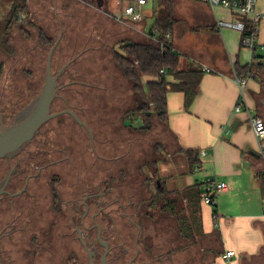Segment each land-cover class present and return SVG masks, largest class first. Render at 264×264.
Segmentation results:
<instances>
[{
  "label": "flooded vegetation",
  "instance_id": "flooded-vegetation-1",
  "mask_svg": "<svg viewBox=\"0 0 264 264\" xmlns=\"http://www.w3.org/2000/svg\"><path fill=\"white\" fill-rule=\"evenodd\" d=\"M80 55L62 69L66 71ZM116 77L119 81L103 92L96 84L82 83L93 90L66 96L60 85L51 105L56 117L43 128L57 119L64 138L48 139L54 129L42 128L27 145L0 160L1 264H209L197 248L191 223L184 222L185 234L180 220L162 225L160 219L144 218L140 203L146 201L135 203L131 191H125L127 173L122 162L117 163L123 167L119 179L112 171V161L118 159L100 155L95 130L98 134L107 129L133 130L142 121L138 113L131 122L132 113L142 104L139 94L132 92L124 77L118 73ZM75 83L79 82L72 78L68 84ZM3 95L1 91L0 132L2 125L12 126L31 110L6 126ZM91 95L89 107L71 104L73 98ZM86 117H93L94 126ZM118 117L120 125H116ZM83 131L88 141L80 138L86 135ZM101 162L107 167L102 169ZM156 183L161 192H171L158 177ZM171 194L152 197L151 202L164 201L159 211L170 213L166 207L177 205ZM168 199L171 204H166Z\"/></svg>",
  "mask_w": 264,
  "mask_h": 264
},
{
  "label": "crops",
  "instance_id": "crops-1",
  "mask_svg": "<svg viewBox=\"0 0 264 264\" xmlns=\"http://www.w3.org/2000/svg\"><path fill=\"white\" fill-rule=\"evenodd\" d=\"M52 2V9L57 11L62 4L67 6L66 18L75 23L71 39L80 46L95 40L122 54V46L131 42H155L149 35L148 23L132 22L123 13L112 16L76 0H62L60 6L57 0ZM30 4L29 0L24 18L46 29L43 21L39 23L43 17L48 19L42 15L45 12ZM148 4L147 0L143 11ZM159 10L158 5L148 18L155 19ZM258 10L264 15V0H258ZM174 16L177 21L171 33L173 47L181 55V69H200L204 75L189 110L183 92L168 93V124L159 128L162 153L155 175L187 205L192 191L202 194L207 178L227 183L229 190L219 196L216 207L202 204L200 198L202 235L196 236L199 251L210 264H264V157L250 122L251 117L264 120V73L259 79H248L242 95L236 67L251 65V52L242 47L240 33L217 28L218 18L236 19L229 11L219 8L215 13L205 0H175ZM247 26L250 31L251 24ZM123 41L128 42L122 44ZM257 43L264 45V18ZM167 80L170 85L178 83L171 76ZM241 97L244 108L236 112ZM191 151L199 153L194 170L187 156ZM198 167L202 168L200 172H196ZM203 205L209 206L208 210H203ZM216 212L218 230L214 223ZM228 252H235L230 260L224 258Z\"/></svg>",
  "mask_w": 264,
  "mask_h": 264
},
{
  "label": "rangeland",
  "instance_id": "rangeland-1",
  "mask_svg": "<svg viewBox=\"0 0 264 264\" xmlns=\"http://www.w3.org/2000/svg\"><path fill=\"white\" fill-rule=\"evenodd\" d=\"M134 1L119 2L117 0H108L106 6H104L102 11H104L105 13H109L112 16L115 15L118 17L121 16L124 9L129 4H132ZM193 1H198V0H193ZM30 2L32 8L39 9L45 12L42 15L47 16L48 19H46V17H43L39 20V23L40 21H43L42 22L44 23L43 26H46L47 32L55 35L58 33L59 36L57 41L62 37L60 41L61 43L64 39H66V37L69 38L71 37L72 20L66 18L67 16H65L64 14H62V16H60V19L57 20L62 25V28H60V32H59V24L56 21V17L59 18V16L56 15L58 11L56 9H52L54 7V4H51L54 1L52 2V0H30ZM59 2L61 3L62 0H57V3ZM148 2H149L148 6L145 7L143 11L146 17L142 22L148 23L149 26L148 29H151L154 19H152L151 17L148 18V15H151L153 13V10L158 8L159 0H148ZM12 3H13L12 0H0V41H8L10 51L12 52L14 51L13 56H9L10 51L8 52V50L5 49L0 50V92L1 91L4 92L2 109L5 117L6 126L10 125V118H14L17 115H20L22 112H24L27 104H33L35 102L36 100L35 97L39 94L42 79L44 76V70H45V67L39 68L42 71V73L37 78L40 79L41 82H38L37 85H34L32 82H34L33 80L35 78V70L38 69L35 63L38 61H36L33 55L34 53L32 52H35L37 46H39V43H38L37 26L35 24L34 26H32L29 18L17 25H14L13 26L14 29H12L8 35H5L4 25L8 20L7 16ZM65 7L67 8V6H64V9ZM79 8L81 9V5L79 6ZM12 52H10V54ZM31 54L33 55V57ZM93 62L94 61H92L91 63ZM94 64L95 66L92 67L94 69V72L90 70L91 76H89V78L87 79L91 83L96 84L100 89H102V92L105 89H107L106 87H109L110 89L113 86L112 83L113 81H119L118 77H116L118 73L116 72L117 69H115V66L113 64L107 62L105 64V62L103 61L99 63V60H95ZM31 69H33L34 72H32ZM86 69L87 67L83 68L84 71ZM80 73L82 74V72ZM98 78L100 79V82L98 81ZM64 79L65 77L63 78V80ZM58 85H64V83L58 81ZM130 89L132 90L131 85H130ZM76 92H87V91L86 89H83L82 91L78 90ZM92 97L93 95L88 97L84 101V105H83V100L81 102L80 99H74V98L71 100V104L79 107L80 105H82V107L83 106L89 107L91 106ZM133 108H135V105L133 106ZM133 116L136 118L135 114ZM85 119L91 124V126H94L95 123L92 122L94 121L93 117L91 118L86 117ZM141 120H142L141 122L136 124V126L140 127L138 129H133V130L118 129L113 132L110 129H107L104 131H99L100 134H98V130H95L96 138L101 141L99 147L100 155L106 156L108 159L109 158L118 159L112 161V165H113L112 171L115 172V176H117L119 179L121 175L118 172L120 168L123 167H120L117 163L122 162V165L125 167L126 170L125 173H127V181L124 183V186H126L125 191L127 193L131 191L133 195L132 200L135 203H140L141 199H145L146 201L145 204L143 202L140 203V207L141 208L144 207L142 211L144 218L152 217L155 220L160 219L162 220V225H165L168 222L170 224L171 223L175 224L180 217L182 221L186 220V223L187 222L188 224L191 223V226L195 231L196 235L198 233H201V225H200L201 220L199 214H195L193 212L189 214L188 205L184 203L181 196L178 195L177 193L171 191L172 194L169 195L170 197H174L177 199V211H178L177 215L166 212L161 213L159 209L161 208L163 201L159 200L157 204H153L151 202L152 197H155L156 199L157 197L158 198L160 197V189L158 188L156 183L157 177L154 176L155 178L152 179L153 173L155 172V167L152 166V162L155 157L159 156L158 152L156 153L154 149L157 144L156 141L159 140V138L157 133L154 134L152 130L154 123L158 122L157 121L158 119L154 117V119H151L149 121H145L144 118H142ZM151 121H153L152 124ZM57 122L58 120L49 123V125L46 126L45 128H43L45 126L44 125L42 127L43 129L41 128L42 131H46L49 128L54 129V131L52 132V136L50 135V130H49V134L47 135L48 139L53 138V140L54 139L61 140L64 138V135L61 134L59 129L60 125L57 124ZM150 124L151 127H149ZM116 125H120L119 117L116 120ZM151 133H153L154 135L153 134L151 135ZM148 137L150 138V143L144 142L145 138ZM80 138L85 141H88L90 137L86 132V135L80 136ZM147 144L148 147H146ZM101 167L103 169L104 167H107V164L101 162ZM116 185L120 186V182H118ZM116 194L120 196L118 190H116ZM196 194H197V190H194L190 193V197L192 196L194 197ZM164 197L167 198L168 196L166 195ZM202 204L205 205V203L203 202ZM204 205L202 206L203 210L204 208L208 210L209 206L205 207ZM198 206L201 209V202L199 203ZM182 210H185V212H182ZM130 212L132 213L133 210H130ZM187 213L189 218L186 217ZM204 213L207 215L206 211H204ZM136 214L138 215L139 213ZM171 214L173 217H170ZM198 237L199 236H197V238Z\"/></svg>",
  "mask_w": 264,
  "mask_h": 264
},
{
  "label": "trees",
  "instance_id": "trees-1",
  "mask_svg": "<svg viewBox=\"0 0 264 264\" xmlns=\"http://www.w3.org/2000/svg\"><path fill=\"white\" fill-rule=\"evenodd\" d=\"M28 1L29 0H12L13 3L11 5V8L7 16L8 20L4 25L5 35H8L9 32L12 29H14L13 27L14 25H17L24 21L25 10L27 8ZM76 1L77 2L81 1L84 2L89 7L97 8L96 0H76ZM107 1L108 0H106L105 6L107 4ZM117 1L131 2L134 0H117ZM174 1L175 0H159V6L161 7V10L155 12L153 27L149 32V35L153 39L155 38V42L145 43V44L131 42L130 44H126L122 46L121 49L123 53L121 54V53H116L110 46L103 45L101 42H97L95 40L90 41L91 43L85 45L84 47V46H80V44L78 45L77 40L73 41L71 37L70 38L66 37V39H64L58 45L52 59V73L55 75L64 65L74 60L78 55L81 54L80 57L76 61H74L66 71H64V73L61 75L59 79V82L64 83L63 85L64 88L62 90V93L63 95L66 96H70L78 90L82 91L83 89H86L87 92L93 90L91 87L83 85L82 83L87 85H94L87 78L91 76L90 70L94 72V69L92 67L95 66L96 64V63L94 64L95 60H99V63L103 61L105 62V64L106 62L113 64L115 66V69H117L116 72H118V75L124 77V80L127 81L129 85L132 86L133 93L139 94L142 100L141 106L132 113L131 122L133 123L137 119V117L135 118L133 115L134 114L137 115L138 113L142 118L145 119V121L154 119V117L158 119L157 120L158 122L154 123L152 132H154V134L157 133L159 138V140L156 141L157 144L154 148L156 153L158 152L159 156L162 153L161 144H160L161 136H160L159 128L163 125L168 124V116H169L168 104H167L168 93L170 91L183 92L186 95V103H185L186 110H189L199 92L200 83L204 75V72L200 69H191V70L183 71L181 69V63H180L181 55L173 51L171 47L170 48L167 47L164 50L161 48V43L167 44V42H165L166 35L169 32H172L173 26L177 21L174 16ZM58 4L60 6L62 2L61 3L59 2ZM64 6L65 5L62 4V6L58 8V13L56 15H58L59 18L56 17V21L60 19V16H62V14L66 16V12H65L66 7L64 9ZM102 10L103 9L97 11L104 12ZM103 16L102 17L105 20L109 19L108 16L106 15ZM26 19L27 18H25V20ZM243 21H245V19ZM57 22L58 24H60L59 21ZM246 23L249 24L248 22ZM31 24L32 26H34L35 23H31ZM74 24L75 23L72 22V27ZM36 26L38 30L39 46H37L35 52H32L34 53L33 55L36 61H38L35 63L38 69L35 70V78L33 80L34 83L32 82L34 85H37L38 82H41L40 79L37 78L42 73V71L39 69L40 67H45L44 70L45 78L43 82H46L48 55L50 49L55 44L59 36L58 33L56 35L51 34L47 32L45 28L44 29L40 28L41 26H39V24H36ZM247 31H249L248 26H247ZM59 32H60V25H59ZM126 42L128 41H123L121 43L123 44ZM4 49L8 50V52L10 51L8 41H0V50H4ZM10 52H9V56H13L14 51L11 54ZM92 61L94 62L91 63ZM85 67H87V69L84 71L83 68ZM161 70H165L166 74L162 75ZM31 71L34 72L33 69H31ZM80 72H82V74ZM236 73H237V77L239 78L259 79V77L264 73V65L252 64L244 68L237 66ZM169 76L174 77L178 83L175 85H170L167 80ZM64 77L65 79L63 80ZM72 78L77 79L79 83L68 84ZM85 86L88 88H86ZM86 99L87 98L80 99L81 102L83 100V105ZM152 122L153 121H151V124ZM151 124L149 127H151ZM152 134L153 133H151V135ZM144 142L150 143V138L149 137L145 138ZM146 147H148V144ZM159 156L155 157L152 162V166L155 167V172L153 174H155L157 171L156 167L158 164ZM187 156L194 170V168L199 163L198 160L199 153L191 151V152H187ZM170 193L171 192H165V190L162 192L160 191L159 198ZM201 197L202 194H200L197 191V194L194 197L192 196L188 198V202H189L188 213L191 214L193 212L195 214H199L201 220V224H200L201 233H198L196 236L202 235V215H201V209L198 206L199 203L201 202L200 199ZM168 203L171 204L170 199L166 201V204ZM166 210L174 215L178 214L177 205H174L173 207H166ZM182 212H185V210H182ZM188 213L186 214V217H188ZM216 214L217 212L214 213V215ZM179 220L181 221L182 230H184L183 233L188 234V230L186 229V227L183 226L186 220L182 221L180 217ZM201 254L203 255V253Z\"/></svg>",
  "mask_w": 264,
  "mask_h": 264
},
{
  "label": "built area",
  "instance_id": "built-area-1",
  "mask_svg": "<svg viewBox=\"0 0 264 264\" xmlns=\"http://www.w3.org/2000/svg\"><path fill=\"white\" fill-rule=\"evenodd\" d=\"M210 7L216 13V10L221 8L229 11L236 19L234 20H217V28L219 30H232L242 35V47L248 49L251 52V65H264V45L258 44V34L260 30V23L264 18V15L258 10V0H205ZM147 5V0H135L132 4H129L123 11V16L132 22H141L144 20L145 14L143 7ZM217 16V14H216ZM245 19V21H243ZM251 24L252 28L247 31V23ZM155 40V38H154ZM166 43H161V48L164 50L167 47H171L173 51L176 50L173 47V36L169 32L166 35ZM161 74L165 75L166 71L161 70ZM248 79L237 77V83L241 88L242 95L247 86ZM243 98H240L236 105V112H241L244 108ZM251 126L259 141L260 155L264 157V120L260 117L250 118ZM205 156V153L201 154ZM202 168L198 167L196 172H200ZM229 190L227 183L218 180L217 178H207L202 185V198L206 205L216 207L217 199L220 195L226 193ZM215 227L219 229L218 215H214ZM235 256V252H228L224 258L230 260Z\"/></svg>",
  "mask_w": 264,
  "mask_h": 264
},
{
  "label": "water",
  "instance_id": "water-1",
  "mask_svg": "<svg viewBox=\"0 0 264 264\" xmlns=\"http://www.w3.org/2000/svg\"><path fill=\"white\" fill-rule=\"evenodd\" d=\"M97 8L103 9L106 0H96ZM62 37L55 42L49 52L47 71H46V82H43L45 76H43L40 95L36 99L35 103L27 104L25 110L31 108L28 114L21 117L16 123L10 127H5L2 125V130L0 132V160L8 155L16 153L22 147L27 145L32 141L38 134L40 129L51 119L55 118L56 115L51 114V105L54 101L58 92V78L64 73L66 67H64L56 76L52 74V59L54 53L61 41ZM45 74V72H44ZM32 106V107H30ZM26 112H22L24 115ZM14 118H10V124L13 123ZM57 121L54 119L50 123ZM1 264V260H0Z\"/></svg>",
  "mask_w": 264,
  "mask_h": 264
}]
</instances>
